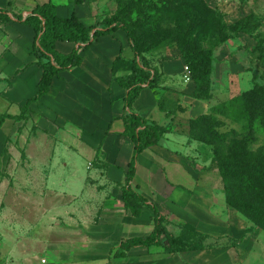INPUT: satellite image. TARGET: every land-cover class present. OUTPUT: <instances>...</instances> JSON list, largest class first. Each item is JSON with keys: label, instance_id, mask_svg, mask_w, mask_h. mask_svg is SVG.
Masks as SVG:
<instances>
[{"label": "rangeland", "instance_id": "374dc122", "mask_svg": "<svg viewBox=\"0 0 264 264\" xmlns=\"http://www.w3.org/2000/svg\"><path fill=\"white\" fill-rule=\"evenodd\" d=\"M84 1L95 3L103 18L115 14L120 3ZM205 1L223 30L217 29L212 38L199 30L191 36L214 57L209 98L218 107L216 129L230 133L227 146L217 141L204 143L196 154H166L178 161L174 168L163 163L166 182L159 179L149 188L137 181L132 185L160 206L172 234H181L183 227L207 232L204 247L164 254L140 247L116 257L122 239L151 233L154 214L144 208L141 217H134L117 199L125 176L113 168L121 158L113 160L98 144L88 151L87 142L68 123L63 128L62 121L40 122L42 109L34 103L25 120L0 119V264H264V229L226 202L219 172L222 156L216 153L219 147L226 154L232 141L246 138L247 121L234 117L230 100L257 82L264 84V0ZM178 23L167 19L152 26L160 31L150 38L146 32L145 42L150 45L161 33L177 37ZM217 35L226 40L219 42ZM142 53L168 62L181 56L174 43ZM8 84L7 78L1 80L0 116L22 112L19 100L6 90ZM263 141L260 137L253 146ZM145 174L140 171L142 179Z\"/></svg>", "mask_w": 264, "mask_h": 264}, {"label": "trees", "instance_id": "16d2710c", "mask_svg": "<svg viewBox=\"0 0 264 264\" xmlns=\"http://www.w3.org/2000/svg\"><path fill=\"white\" fill-rule=\"evenodd\" d=\"M213 10L205 0H120L115 14L94 26H86L76 14L59 16L55 4L49 2L36 7L23 21L35 30L33 51L37 56V63L43 66V76L36 94L21 106L22 112L19 115H1L2 122L6 118L25 120V113L31 103L39 101L50 91L54 76L81 64L83 56L79 53V48H74L70 53H61L56 48L58 40L73 41L80 46L82 43H91L92 38L122 29L135 52L136 57L133 60L119 55L113 63L114 80L126 89L122 134L134 142V152L119 196L125 208L135 216L141 215L144 206L149 207L154 214V229L147 236L122 240L115 253L116 257H124L127 251L138 247L162 254L200 250L209 237L208 233L187 227H183L179 235L172 234L165 224L166 217L160 207L134 189L131 183L136 174L139 155L148 147L158 144L167 131L164 126L141 116L133 108L142 89L146 86L155 87L161 79V73L150 66L142 50L176 44L181 57L191 69L195 83L194 96L209 98L214 57L212 51L204 48L191 34L199 30L201 34H208L212 38L217 29L223 30V22L217 19ZM8 19L6 11L0 10V21ZM167 19L179 21L177 31L180 34L177 37H166L161 33L160 38L151 40L148 45L145 42L146 32L148 38L157 36L155 34L160 30H154L152 26L157 27ZM226 37L217 35L219 42H224ZM121 72L124 74H120ZM229 104L234 117L247 121V126L246 138L233 139L226 154L217 147L216 153L222 156L219 172L225 183L226 202L264 229V141L261 146H253L260 137L264 139V84L255 83L251 89L234 96ZM217 108L214 106L209 113L191 120L190 133L193 138L203 143L220 141L224 147L227 146L226 138L230 137V133H222L216 129L220 124L214 115ZM164 237L167 242L163 241Z\"/></svg>", "mask_w": 264, "mask_h": 264}, {"label": "crops", "instance_id": "0c3cea01", "mask_svg": "<svg viewBox=\"0 0 264 264\" xmlns=\"http://www.w3.org/2000/svg\"><path fill=\"white\" fill-rule=\"evenodd\" d=\"M49 2L55 4L59 16L76 14L86 26H94L107 18H103L95 3L87 4L84 0H0V10L6 11L9 16L7 21H0V83L3 78L10 81L6 90L13 100H19L21 106L36 94L43 76V66L37 63L33 51L35 30L23 21L36 7ZM20 16L22 19H19ZM56 48L61 53H70L74 48H79L83 60L80 65L54 76L50 91L39 101L31 103L42 109L40 122H49L50 119L52 122L62 121L63 128L70 124L75 132L78 130L77 136L87 142L85 149L94 151L95 144H98L113 160L121 158L119 167H109L119 169L125 176L134 152V142L122 134L126 89L114 80L113 63L119 55L129 60L136 57L126 32L118 29L112 34L92 38L91 43L80 46L73 41L58 40ZM144 56L150 66L161 73V79L155 87L142 89L133 108L141 116L167 129L160 142L145 149L137 159V170L131 185L137 181V185L149 188L159 179L165 181V173L161 171L165 167L164 162L174 164L173 168L177 166L178 161L168 158L166 154H196L197 148L205 146L190 136L185 126L200 115L209 113L215 102L214 97L194 96L195 83L190 81L192 78L185 79L187 64L181 56L170 62L167 59L160 61L156 57L151 59L147 54ZM141 170L146 171L143 179ZM140 193L154 202L147 192ZM120 194L121 191L117 199L125 208ZM144 208L152 211L144 206L140 216L131 215L141 217Z\"/></svg>", "mask_w": 264, "mask_h": 264}, {"label": "built area", "instance_id": "2783aa9c", "mask_svg": "<svg viewBox=\"0 0 264 264\" xmlns=\"http://www.w3.org/2000/svg\"><path fill=\"white\" fill-rule=\"evenodd\" d=\"M192 78L191 69L188 65L185 66V79L190 80Z\"/></svg>", "mask_w": 264, "mask_h": 264}]
</instances>
